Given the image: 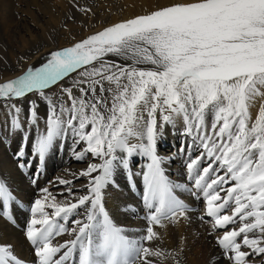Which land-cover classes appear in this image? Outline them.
<instances>
[{
	"label": "snow or ice",
	"instance_id": "6c2138e0",
	"mask_svg": "<svg viewBox=\"0 0 264 264\" xmlns=\"http://www.w3.org/2000/svg\"><path fill=\"white\" fill-rule=\"evenodd\" d=\"M75 6L85 15L91 11ZM72 73L71 86L60 83ZM56 86L58 93L47 91ZM30 96L46 104L44 116ZM0 101L8 117L4 139L20 138L14 157L21 168L30 163L24 160L29 140L43 163L69 135L77 161L99 160L79 172L88 178L86 194L75 197L69 188L74 200L57 201L43 189L44 197L31 204L24 235L33 264H155L151 257L182 264L183 247L151 246L160 238L155 227L187 220L190 211L176 194L185 185L169 179L158 152L165 128L178 126L191 138L180 151L197 153L185 165L186 190L204 203L200 218H210L209 235L219 249L210 264H251L264 255V0H176L109 24L0 82ZM41 120L46 130L30 135ZM135 156L147 160L141 173L147 223L130 238L114 223L104 196L117 170L127 171ZM14 203L0 183V216L11 220ZM72 216L82 218L68 228ZM64 234L72 238L53 243ZM0 264L26 262L12 245L0 244Z\"/></svg>",
	"mask_w": 264,
	"mask_h": 264
},
{
	"label": "bare ground",
	"instance_id": "6f19581e",
	"mask_svg": "<svg viewBox=\"0 0 264 264\" xmlns=\"http://www.w3.org/2000/svg\"><path fill=\"white\" fill-rule=\"evenodd\" d=\"M50 0H0V19L6 11H10L12 16L30 31L39 30L40 25L34 20L36 16L42 13V7L49 4ZM77 0H59L56 5L61 10H66L69 4ZM40 4V5H39ZM112 7L115 5L111 4ZM124 13L116 22L124 20L133 11L143 13L147 10L145 0H125ZM97 5L92 8H97ZM123 11V10H122ZM43 20V17L41 18ZM29 67H37L36 57L16 68H10L6 73L0 74V82L12 78H16L26 71ZM77 74L65 78L60 83L65 86H71L74 83L72 77ZM51 92H59V87L47 90ZM75 92V89H74ZM76 95H79L76 92ZM38 96H30L29 99H38ZM257 102V101H255ZM3 102L0 101V104ZM257 106V107H256ZM255 111L251 114L253 119L258 112L259 103L256 105ZM23 107L27 108V102L23 103ZM254 108V106L252 107ZM45 110H40V115L46 114ZM253 111V110H252ZM7 117V110L0 107V139H3V144H0V183L7 187L15 203L10 206L12 219L15 220L13 226L10 225L9 219L0 216V234L5 231L3 237L0 238V244H10L16 248L19 241L26 243L25 230L28 221L31 219L30 207L31 204L38 198H43L45 193L43 189H47L51 196H54L57 201L74 200L73 196L69 195L68 189L71 188L75 197L86 194L88 189V178L79 176V172L85 169L88 163H99V160H91L86 158L84 161H77L71 151L77 147L72 143V137L69 135L67 139H61L56 146L49 152L43 163L32 154L31 140L28 141L26 149L27 155L24 160L27 166L21 168L14 153L18 151L20 145L19 136L4 139L7 135L3 131ZM35 130V135H39L46 130L45 120L39 122L38 127L32 126L29 128L30 135ZM182 127L177 129L166 127L163 138L159 141L158 152L161 156L166 157L165 171L169 179L175 184H183L185 188L177 191L178 197L190 208L188 219H181L179 223L170 224L165 221L164 227H155L158 232L159 239L155 240L164 245L170 246L175 244V249L183 247V257L186 264H210V257H219V249L215 245V237L210 236L211 223L210 218L204 216L205 205L202 200L197 199L186 190L190 186L187 179L185 165L189 157H194L197 153L194 151H180L182 143H190L191 138L183 137L180 133ZM90 157V154H89ZM33 162V163H32ZM147 160L140 156H135L131 159L129 169L127 171L118 169L115 173V185L107 187L104 196L106 210L110 213L114 223L124 229L125 233L131 237H138L146 227L145 209L143 204L144 183L141 175L142 170L146 167ZM131 177V178H129ZM69 180L72 184H61L59 181ZM223 195V193H222ZM45 211L51 215L53 209L46 208ZM77 211L83 213V209ZM39 218V216L37 217ZM82 216L69 217V223L66 227L71 228L72 219H80ZM12 219L10 220L12 222ZM8 222V223H7ZM9 224V225H8ZM19 229H18V227ZM37 227H40L39 225ZM230 228L233 226H229ZM223 231V230H221ZM67 234L60 236L56 241L63 242L69 240ZM183 238V240H182ZM56 239V238H55ZM153 242H151L152 244ZM28 251L32 253V249L28 246ZM247 251V249H245ZM16 254V253H15ZM17 255V254H16ZM32 263L34 255L32 253ZM215 264V260L212 261ZM220 264H226L222 261ZM251 264H264V255L253 257Z\"/></svg>",
	"mask_w": 264,
	"mask_h": 264
},
{
	"label": "rangeland",
	"instance_id": "374dc122",
	"mask_svg": "<svg viewBox=\"0 0 264 264\" xmlns=\"http://www.w3.org/2000/svg\"><path fill=\"white\" fill-rule=\"evenodd\" d=\"M58 1L59 0H50L49 4L41 6L42 14L34 18L40 25V29L34 30L33 32L21 25L16 18L12 16L9 10L5 12L0 19V74L6 73L10 68H16L17 66L32 61L33 57H36V65L39 67L45 62V58L48 56L49 52L71 46L75 41L86 38L89 34L102 30L103 27L109 24L115 23L116 20L123 15L125 8V0H77L69 4L66 10H61L56 5ZM145 2L148 5L147 10L143 13H136L133 11L124 20L136 15L146 14L158 7L176 2V0H145ZM76 4H79L81 7L86 6L91 11L85 15L78 11L75 6ZM111 4L115 6L112 7ZM94 5L98 7L92 8ZM42 17L43 20H41ZM72 74L70 76H72ZM37 100L40 103V110H47L46 104L39 100V98ZM258 103H260L259 100L253 103L254 108H252L253 106L250 107V114L255 111L254 109H256ZM6 221L8 220L6 219ZM9 223L13 226L15 220L12 219V222L9 220ZM4 233L5 231L0 234V238L3 237ZM58 238L60 237H56V239L53 240L54 244L57 242L56 240ZM28 246L32 249L27 240L26 243L19 241L15 253L19 258L25 261L26 264H31L33 250H31L32 253H30L27 249ZM151 246L166 251L175 249L174 243L167 246L158 241H153ZM60 254H57L56 258H58ZM150 259H152L155 264H173L171 258L151 257ZM181 259L182 264H186L183 253Z\"/></svg>",
	"mask_w": 264,
	"mask_h": 264
}]
</instances>
